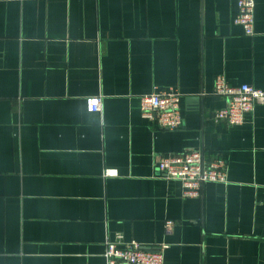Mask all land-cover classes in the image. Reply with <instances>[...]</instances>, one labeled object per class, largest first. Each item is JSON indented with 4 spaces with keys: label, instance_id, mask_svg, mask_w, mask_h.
I'll use <instances>...</instances> for the list:
<instances>
[{
    "label": "crops",
    "instance_id": "0c3cea01",
    "mask_svg": "<svg viewBox=\"0 0 264 264\" xmlns=\"http://www.w3.org/2000/svg\"><path fill=\"white\" fill-rule=\"evenodd\" d=\"M255 2L249 35L238 0H0V264H106L117 232L165 264H264V104L215 118L218 76L264 90ZM170 89L173 130L141 108ZM193 149L228 181L186 197L156 164Z\"/></svg>",
    "mask_w": 264,
    "mask_h": 264
},
{
    "label": "built area",
    "instance_id": "2783aa9c",
    "mask_svg": "<svg viewBox=\"0 0 264 264\" xmlns=\"http://www.w3.org/2000/svg\"><path fill=\"white\" fill-rule=\"evenodd\" d=\"M255 6V0H238L235 21L249 35L255 33ZM215 92L228 99L226 107L215 111V118L225 120L230 125L243 123L247 113H251L257 104H264L263 89L248 83L231 85L222 75L215 81ZM181 97L175 89L146 93L141 97L142 114L150 120H157L163 128L177 129L183 123ZM87 105L91 111H100L102 98L89 96ZM156 170L168 179L181 181L186 197L200 196L208 182L228 181L225 161L221 158L208 160L200 149L158 157ZM171 223L167 222L169 225ZM166 247L167 244L147 247L137 240L125 239L123 233L117 232L107 239L104 257L106 264H165Z\"/></svg>",
    "mask_w": 264,
    "mask_h": 264
}]
</instances>
